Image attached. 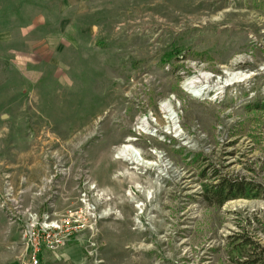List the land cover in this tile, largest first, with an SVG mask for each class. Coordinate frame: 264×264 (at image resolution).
Segmentation results:
<instances>
[{
  "label": "rangeland",
  "instance_id": "374dc122",
  "mask_svg": "<svg viewBox=\"0 0 264 264\" xmlns=\"http://www.w3.org/2000/svg\"><path fill=\"white\" fill-rule=\"evenodd\" d=\"M226 72L251 77L183 88ZM262 97L264 0H0V264L26 262L28 212L93 211L38 264H232L227 238L243 229L264 247L263 198H200L213 169L264 187V114L246 109ZM126 144L138 165L117 156Z\"/></svg>",
  "mask_w": 264,
  "mask_h": 264
},
{
  "label": "trees",
  "instance_id": "16d2710c",
  "mask_svg": "<svg viewBox=\"0 0 264 264\" xmlns=\"http://www.w3.org/2000/svg\"><path fill=\"white\" fill-rule=\"evenodd\" d=\"M175 50V49H174ZM172 50L166 57L161 60V64L169 63L173 54H180V50ZM248 112L264 114V97L256 98L246 106ZM201 201L210 207L220 208L229 201L238 199H260L264 196V187L261 184H253L244 179H237L226 177L213 169L210 176H206V172L201 173ZM213 180L211 183L204 181ZM244 231V229H243ZM232 235L227 238L230 243L228 251V259L232 264H261L260 257L253 258L254 255L251 251H259L264 253L262 247L256 239L253 240L254 235L245 231ZM264 234V230H262ZM260 255V254H259ZM253 258V259H252Z\"/></svg>",
  "mask_w": 264,
  "mask_h": 264
},
{
  "label": "built area",
  "instance_id": "2783aa9c",
  "mask_svg": "<svg viewBox=\"0 0 264 264\" xmlns=\"http://www.w3.org/2000/svg\"><path fill=\"white\" fill-rule=\"evenodd\" d=\"M93 211L85 214L89 218L78 215L75 219L65 217L58 222L40 221L36 214L27 213V217L21 228V239L26 252V262L23 264H38L39 255L44 251L52 252L64 245L67 241L90 228Z\"/></svg>",
  "mask_w": 264,
  "mask_h": 264
},
{
  "label": "bare ground",
  "instance_id": "6f19581e",
  "mask_svg": "<svg viewBox=\"0 0 264 264\" xmlns=\"http://www.w3.org/2000/svg\"><path fill=\"white\" fill-rule=\"evenodd\" d=\"M251 74L244 73V72H226L224 77L221 79L216 80V84L214 85V89L210 87L209 79L210 76L206 73L199 74L197 76L191 77L187 79L184 84V90L194 97H201L207 95L212 90H215L218 93H223V89L227 86H231L236 83H243L249 80ZM161 111L164 114L165 121L171 125V128L176 131V114L175 111L170 104V102H163L161 104ZM138 129L142 132L148 133L149 130V122L146 118H142L138 122ZM117 156L124 161H127L131 164H139L140 161V154L135 151L130 145L126 144L123 145L117 152Z\"/></svg>",
  "mask_w": 264,
  "mask_h": 264
},
{
  "label": "crops",
  "instance_id": "0c3cea01",
  "mask_svg": "<svg viewBox=\"0 0 264 264\" xmlns=\"http://www.w3.org/2000/svg\"><path fill=\"white\" fill-rule=\"evenodd\" d=\"M48 251H42L41 253H40V255H39V258L41 257V256H43L44 257V255H46V254H48L47 253ZM66 255H67V257L69 256L70 258H74V259H79L80 257H81V250L79 249V248H68V249H66ZM40 260V259H39Z\"/></svg>",
  "mask_w": 264,
  "mask_h": 264
}]
</instances>
